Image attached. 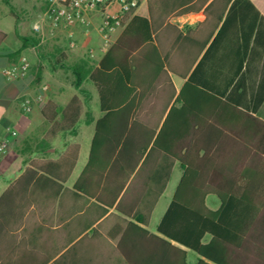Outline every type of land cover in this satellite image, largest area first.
<instances>
[{
  "label": "crops",
  "instance_id": "0c3cea01",
  "mask_svg": "<svg viewBox=\"0 0 264 264\" xmlns=\"http://www.w3.org/2000/svg\"><path fill=\"white\" fill-rule=\"evenodd\" d=\"M45 6L0 0V264H214L160 227L175 202L218 211L219 192L242 209L229 252L264 253V155L249 118L264 122V0H139L114 35L108 65L135 88L113 113L89 78L74 86L73 68L93 71L107 54L99 16L52 36L45 23L42 40L33 25ZM23 56L27 77L7 81L3 69ZM74 97L79 118L59 129L76 116L64 111ZM176 223L202 236L190 216L172 214L167 231ZM212 239L205 231L201 243Z\"/></svg>",
  "mask_w": 264,
  "mask_h": 264
},
{
  "label": "trees",
  "instance_id": "16d2710c",
  "mask_svg": "<svg viewBox=\"0 0 264 264\" xmlns=\"http://www.w3.org/2000/svg\"><path fill=\"white\" fill-rule=\"evenodd\" d=\"M8 6L11 8V11H13V8L9 3ZM18 38L21 40L23 46H25L28 39L21 36H18ZM112 49L113 45L107 51L106 56L101 60L98 68L95 70L90 71L82 67L79 69L77 67L72 69V72L75 74L74 86L78 89L86 78H89L91 81H93L99 89L101 108L105 111H108L109 113H113L111 108L112 106L129 101V98L131 97L135 88L131 77L126 71V73L124 72V74L121 75L117 64L108 65L110 64L109 59ZM112 66L116 68L111 72L110 68ZM131 103H134V99L131 101ZM74 106H76L78 109L76 116L73 118V122L69 126L64 125V123L61 124L59 129H70L75 121L79 118L80 100L77 97L72 98L64 111L66 112ZM249 118L255 124L256 134H260V137L257 138L256 141L257 152L261 155H264V122L251 116H249ZM256 168L259 170L264 169V156H260L259 159H257ZM256 176L259 177L258 175ZM226 181L229 180L226 179ZM222 193L223 192L218 193L222 203L219 210L215 212L207 208L204 202H200V206L188 205L186 202H175V205L171 206L169 211L164 216V219L161 222L160 231L166 233L169 238L176 243L196 250L200 256L206 258L214 264H264V253L262 252V249L258 248V246H256L257 253L253 257L250 256L249 258L248 256L244 255H232L229 252L228 248L231 247L232 243H234L231 238V232L234 229L241 228L239 222H234L232 219V211H241L242 209H238L235 206L237 205L236 202H226L225 194ZM230 193H232L230 194L231 199H235L237 197L236 191ZM239 198L240 200L245 199L246 193H242ZM257 207L258 206L254 208L255 212L258 211ZM244 209H247L246 205L244 206ZM172 214H176V217L180 218H183L184 215L190 216L192 221V232H199L202 236L197 237L196 239L183 237V228L181 223H176V234L168 232L166 228V222L168 217ZM263 215L264 214H261L259 216L260 220L263 218ZM200 224L202 225L201 230L199 228ZM205 231H208L213 235V239L206 245L201 243V239H203ZM216 248H221L223 252L214 253Z\"/></svg>",
  "mask_w": 264,
  "mask_h": 264
},
{
  "label": "built area",
  "instance_id": "2783aa9c",
  "mask_svg": "<svg viewBox=\"0 0 264 264\" xmlns=\"http://www.w3.org/2000/svg\"><path fill=\"white\" fill-rule=\"evenodd\" d=\"M139 0H46L45 10L41 20L33 25V31L44 40L43 24L50 29L49 35H54L60 28H70L81 25L87 31L92 26L91 16L97 14L100 18L98 33L101 38L100 50L105 53L114 43V35L121 29L131 12L137 7ZM74 47V43L71 42ZM30 63L26 57H20L17 64L2 71L7 81L13 82L27 77ZM48 91V86L42 85L36 98L26 97L23 100V110L32 111L33 102H41ZM8 149V141L0 143V156Z\"/></svg>",
  "mask_w": 264,
  "mask_h": 264
}]
</instances>
